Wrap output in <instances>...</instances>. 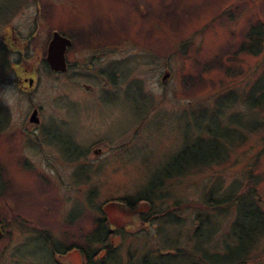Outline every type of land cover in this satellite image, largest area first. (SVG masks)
I'll return each mask as SVG.
<instances>
[{"label":"rangeland","instance_id":"374dc122","mask_svg":"<svg viewBox=\"0 0 264 264\" xmlns=\"http://www.w3.org/2000/svg\"><path fill=\"white\" fill-rule=\"evenodd\" d=\"M258 28L251 52L246 33ZM52 31L70 40L63 68L45 60ZM2 34L27 41L21 56ZM32 55L24 92L14 62ZM263 81L264 0H0V264H81L98 219L123 261L134 249L150 262L188 252L202 194L232 185L264 212V100L245 104ZM207 130L226 137L222 150L201 140ZM198 142L223 156L125 204L149 190L165 157ZM151 207L172 213V225L158 231ZM233 207L209 219L217 251ZM42 231L55 253L37 247ZM242 264H264V240Z\"/></svg>","mask_w":264,"mask_h":264},{"label":"trees","instance_id":"16d2710c","mask_svg":"<svg viewBox=\"0 0 264 264\" xmlns=\"http://www.w3.org/2000/svg\"><path fill=\"white\" fill-rule=\"evenodd\" d=\"M262 32L260 29L250 30L246 33L247 38L251 39L249 49L251 52H255L254 48L260 42L263 43L261 39ZM263 38V36H262ZM253 90L247 92L248 95L245 98V104L250 103L259 104L264 100V81L259 85H254ZM257 102H254L255 99ZM248 107V106H247ZM218 112V111H217ZM219 116V114H218ZM220 119V117H219ZM223 123L224 120L220 119ZM256 125V124H255ZM208 137L202 138L201 140L207 139L211 145L205 146V142L195 145H184L180 148L176 154H172L171 156L165 157L163 163L158 165V167L153 171L154 183L150 184L149 190L144 193H137L133 196L124 198L126 205H135L139 201H151L149 199V191L156 193L159 195V188L161 187L162 181L161 179H165L169 176L173 177H182L186 173H190L191 170H196L198 168H203L209 164H212L218 161L223 154H209L208 150L214 147L215 149H223L224 144L223 141L226 137L221 135H214L211 131L207 130ZM200 139V138H199ZM213 140H218V143L212 142ZM227 140V139H226ZM221 141V142H220ZM221 144V145H220ZM223 144V145H222ZM195 151V153H193ZM214 152H223L215 150ZM197 171V170H196ZM146 189L148 187H145ZM215 197L212 198L209 194L205 195V192L202 194L200 203H198L200 209H195L193 212L195 214L196 226L193 231V239L191 244V250L188 252H179V247L174 249L163 250V252H157L158 256L153 255L155 258L154 261H151L146 258L143 254H139L134 249L129 254H124V261L120 254L118 255V249L112 242L111 235L114 233L112 229L108 226L107 222L102 219H98L94 223V228L91 233L86 235V241L91 243L93 247H95L94 251H83L81 249V264H163L162 261H165L166 264H170L172 261L175 264V259H181L180 264H193L189 263L191 258L195 259L194 264H242L244 263L245 258L248 254V249L254 245L257 239L264 240V212H261L258 208L257 200H254L252 194L246 193L249 197H246L244 194H240L237 192V186L232 185L227 188V190L222 194H220L215 189ZM168 191L164 190L163 195L167 194ZM155 198L157 196L155 195ZM154 198V199H155ZM228 204H233L234 212L230 214L232 220L231 225L227 231L226 236H224L220 240V246L222 249L217 251L215 249V245L212 241L214 231L216 228H213L212 222H210V218H214L213 214L215 212L224 211V208ZM149 215L155 217L159 222L158 231L163 230L165 226L172 225V219L174 221V217L172 213L164 214L163 208L159 209H151L148 211ZM209 220V221H208ZM45 231H42L44 233ZM163 235L165 232H161ZM50 235V234H49ZM47 232L42 235V239H38L37 247L42 248L47 251H51L55 253L59 247H56L52 242L51 235L49 236ZM212 236V237H211ZM211 238V239H210ZM169 243H173L170 242ZM209 240L210 243L209 244ZM175 242V240H174ZM90 244V245H91ZM89 246V245H87ZM209 246L212 249H209ZM35 248V251L37 249ZM69 247V246H68ZM177 249V252H176ZM65 250V249H64ZM155 253V254H157ZM188 255L190 258L184 256Z\"/></svg>","mask_w":264,"mask_h":264},{"label":"flooded vegetation","instance_id":"af4514ba","mask_svg":"<svg viewBox=\"0 0 264 264\" xmlns=\"http://www.w3.org/2000/svg\"><path fill=\"white\" fill-rule=\"evenodd\" d=\"M32 27H33V18H32ZM66 39L68 40V43L66 45H64V51L65 52L68 51V48H69L68 46L70 45V40L68 38H66ZM5 40L8 41V45L5 43ZM25 43H27V41L25 39H21V38L17 39L11 34H8V35L2 34V36H1V44H3L9 50V52H11L12 54L17 53L19 56H21L22 51H23V46L25 45ZM65 52H63V55ZM22 61H24L26 64L20 65L21 63H19V61L14 62V64L18 68V70H17V81L19 84H21V89L24 90V92H28V87L31 86L33 80L35 79L34 78V71H33V55L26 60L22 59ZM20 72H23V74L29 73L30 75L21 78ZM33 112L35 114V112H36L35 108H33Z\"/></svg>","mask_w":264,"mask_h":264},{"label":"water","instance_id":"95a60500","mask_svg":"<svg viewBox=\"0 0 264 264\" xmlns=\"http://www.w3.org/2000/svg\"><path fill=\"white\" fill-rule=\"evenodd\" d=\"M68 43V40L58 35L56 32L52 33V36L48 42L46 50V60L51 68H63L62 67V51L64 45ZM34 120L33 114L30 117Z\"/></svg>","mask_w":264,"mask_h":264}]
</instances>
